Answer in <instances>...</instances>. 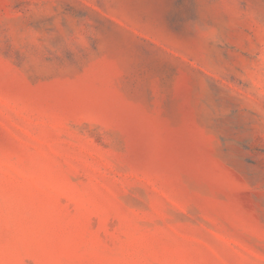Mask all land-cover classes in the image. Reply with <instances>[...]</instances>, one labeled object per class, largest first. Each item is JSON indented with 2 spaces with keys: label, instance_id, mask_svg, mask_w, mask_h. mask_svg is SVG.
I'll use <instances>...</instances> for the list:
<instances>
[{
  "label": "rangeland",
  "instance_id": "1",
  "mask_svg": "<svg viewBox=\"0 0 264 264\" xmlns=\"http://www.w3.org/2000/svg\"><path fill=\"white\" fill-rule=\"evenodd\" d=\"M0 264H264V0H0Z\"/></svg>",
  "mask_w": 264,
  "mask_h": 264
}]
</instances>
